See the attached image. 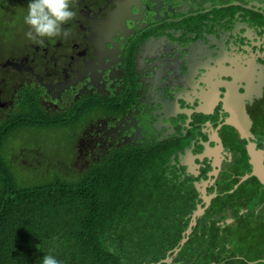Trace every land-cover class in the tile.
<instances>
[{"label": "flooded vegetation", "instance_id": "af4514ba", "mask_svg": "<svg viewBox=\"0 0 264 264\" xmlns=\"http://www.w3.org/2000/svg\"><path fill=\"white\" fill-rule=\"evenodd\" d=\"M72 7L68 35L43 44L22 36L0 56V125L27 115L65 123L57 130L74 142L78 174L153 150L181 206L214 214L195 228L216 221L238 236L210 244L264 245V0ZM31 152L7 148L22 177L67 166ZM67 169L61 175H78Z\"/></svg>", "mask_w": 264, "mask_h": 264}, {"label": "trees", "instance_id": "16d2710c", "mask_svg": "<svg viewBox=\"0 0 264 264\" xmlns=\"http://www.w3.org/2000/svg\"><path fill=\"white\" fill-rule=\"evenodd\" d=\"M16 2L26 11L29 0H0V20L3 10L13 12L7 23L0 21V50L17 34ZM34 116L0 125V264H41L46 254L62 264H153L168 258L196 209L181 206L177 183L165 175L157 153L118 158L74 181L55 172L39 186L20 187L19 171L4 153L7 141L21 131L63 127L61 121L43 124ZM212 217L207 213L198 222L207 224ZM212 225L194 228L172 264H264L250 263L264 259V252L251 255L256 245L210 244L220 237L238 239L216 221Z\"/></svg>", "mask_w": 264, "mask_h": 264}, {"label": "rangeland", "instance_id": "374dc122", "mask_svg": "<svg viewBox=\"0 0 264 264\" xmlns=\"http://www.w3.org/2000/svg\"><path fill=\"white\" fill-rule=\"evenodd\" d=\"M15 8L17 11L16 14L14 15L17 34H15V36H13L12 38L10 37L8 38L7 44L9 45V47L2 48L1 50L2 54L0 53V56L7 54L8 53L7 49H13L17 47L21 42L22 36H24L28 41H33V42H37L41 39L40 37L29 39L28 36L26 35L27 32L29 31V26L24 22V17L26 16L25 14H27V7L25 11L19 6V2H16ZM2 13L4 14L1 16L0 21L7 23L11 19V15H13V12L9 13L3 10ZM62 125H63L62 128L67 126L65 125V123H62ZM62 128H56V129L49 128L47 130L35 129V130L21 131L16 135L19 136L20 138H17L15 136L14 138L7 141V144L5 145L4 148V153L7 152V148L15 149L17 151L21 149V150H26V152H28V154H26L27 156L32 157L33 152L31 151L34 150L35 147H39L42 149L43 152L46 153L49 159L56 160L58 162L63 163L64 165L67 164L66 167L53 170L52 173L56 172L62 174L65 173V170L68 168L67 170L69 173L78 174L79 172H81L82 168L81 165L78 164L74 169V163H75V151L73 150L74 142L62 130H57ZM48 130L51 131L48 132ZM8 159L10 161H13L11 157H9ZM20 168L21 167L19 165L16 164L13 165V170L18 171V169ZM45 170H49V169L46 166H42L40 168L39 176L42 175ZM18 178L17 179L20 187L39 186L43 182L52 180L50 178H43V177H38V178L22 177L19 174H18ZM68 180L69 181L77 180V175L68 177ZM259 252H264V245L258 246L256 250L251 252V255L255 256Z\"/></svg>", "mask_w": 264, "mask_h": 264}, {"label": "clouds", "instance_id": "9594fccd", "mask_svg": "<svg viewBox=\"0 0 264 264\" xmlns=\"http://www.w3.org/2000/svg\"><path fill=\"white\" fill-rule=\"evenodd\" d=\"M77 15L72 7V0H29L27 14L24 22L29 26L27 36L29 39L40 37L38 41L43 44V38H52L61 34L68 35L69 29L65 27ZM41 264H62L55 255L46 254Z\"/></svg>", "mask_w": 264, "mask_h": 264}, {"label": "water", "instance_id": "95a60500", "mask_svg": "<svg viewBox=\"0 0 264 264\" xmlns=\"http://www.w3.org/2000/svg\"><path fill=\"white\" fill-rule=\"evenodd\" d=\"M255 166H256V164H255ZM206 210L207 209H203L202 206H199L198 209H196L192 213L188 227L183 232V238L181 239V241L179 242L177 247H175L173 249V251L169 252L168 258H166L165 260H162L159 263H153V264H172L173 259L180 253L182 247L189 241L190 236L192 235L194 228L197 226L198 219L205 214ZM229 221H232V220L230 219ZM257 262H264V259L258 260L255 262H251V263H257Z\"/></svg>", "mask_w": 264, "mask_h": 264}]
</instances>
